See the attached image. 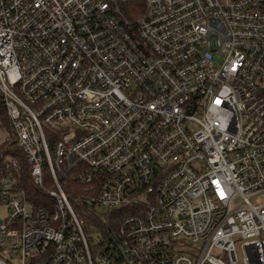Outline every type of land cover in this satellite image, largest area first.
<instances>
[{
    "label": "built area",
    "instance_id": "built-area-1",
    "mask_svg": "<svg viewBox=\"0 0 264 264\" xmlns=\"http://www.w3.org/2000/svg\"><path fill=\"white\" fill-rule=\"evenodd\" d=\"M128 1L0 0V264H264V0Z\"/></svg>",
    "mask_w": 264,
    "mask_h": 264
},
{
    "label": "trees",
    "instance_id": "trees-1",
    "mask_svg": "<svg viewBox=\"0 0 264 264\" xmlns=\"http://www.w3.org/2000/svg\"><path fill=\"white\" fill-rule=\"evenodd\" d=\"M145 9V0H129L128 2L121 5V14L122 16L129 21H135L141 18ZM0 123L1 126L8 127V117L3 106L2 97L0 95ZM8 156H18L21 158V165L27 171V163L22 151L12 144H2L0 145V157ZM24 179H28L27 177ZM43 195V194H42Z\"/></svg>",
    "mask_w": 264,
    "mask_h": 264
},
{
    "label": "rangeland",
    "instance_id": "rangeland-1",
    "mask_svg": "<svg viewBox=\"0 0 264 264\" xmlns=\"http://www.w3.org/2000/svg\"><path fill=\"white\" fill-rule=\"evenodd\" d=\"M9 134H10L9 127L1 126L0 123V144L5 141V139L9 136ZM5 215H6V207L2 203H0V219H3ZM92 243H95V240H93ZM237 249L240 252V243L237 244Z\"/></svg>",
    "mask_w": 264,
    "mask_h": 264
}]
</instances>
